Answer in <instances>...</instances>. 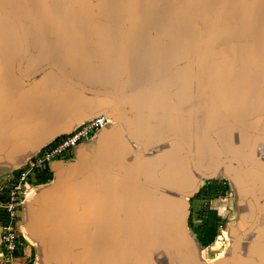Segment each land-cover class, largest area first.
<instances>
[{
    "label": "water",
    "instance_id": "obj_1",
    "mask_svg": "<svg viewBox=\"0 0 264 264\" xmlns=\"http://www.w3.org/2000/svg\"><path fill=\"white\" fill-rule=\"evenodd\" d=\"M100 114L78 157L24 197L42 264H264V0H0V165L19 172ZM220 178L239 213L210 262L186 218ZM155 206L179 224L122 262Z\"/></svg>",
    "mask_w": 264,
    "mask_h": 264
},
{
    "label": "crops",
    "instance_id": "obj_2",
    "mask_svg": "<svg viewBox=\"0 0 264 264\" xmlns=\"http://www.w3.org/2000/svg\"><path fill=\"white\" fill-rule=\"evenodd\" d=\"M259 108L260 107L257 106V109ZM64 135H61L58 138H61ZM261 138L264 140V133L262 134ZM91 141L92 139L86 143L88 144ZM79 150L80 148L77 147L73 151L72 156L64 162L76 159L78 157ZM260 153L262 156H264V145L260 147ZM59 167V162H56L54 163L53 168L49 166L47 170L41 171L34 175V177H32L33 185L31 189H34L37 186H43L48 183H51L54 180L56 171ZM43 173L49 177L44 182L39 181V176ZM17 174L18 170H16L15 173V170L10 171L8 170V168H4L0 165V264H42L40 261L37 246L29 241H25L24 245L20 247V249L15 253L13 257H3V224L6 223L8 220V214L4 208V201L6 199L8 186L11 184V182L15 180ZM192 175H189V177L191 178ZM217 180L225 181V179L221 178ZM206 183H208V181L203 182L200 190L189 199V215L186 218V226L190 230L195 242L198 244L201 250L202 258L212 262L216 259L223 257L224 255H227V253H229L231 249L232 240L229 236V228L230 225L234 223L238 217L239 207L237 205L236 192L231 187L228 181L226 183L229 186V190L224 195L215 198V204L213 203V205H207L206 207V202H202L201 200L195 198V196L201 191L202 187L205 186ZM163 207L160 208L159 206H155L154 210L157 209L158 212L155 215L153 214V216V208H148L146 214L145 211H143V220L146 223H149L148 226H153L154 232L146 234L144 233L143 235L135 236L134 238L136 241L129 237L128 239H126V241L121 242L119 249H117V253L118 251L121 252L119 256H122V262L130 260L129 257L131 255L132 250V253H140L143 252V249H146V246L144 245L143 248H138L137 250H135L136 244H145L147 239L156 240L157 236L161 235V230L158 229V227L174 225L176 228V226L179 224V220L177 219L178 212H173V219L167 218L163 215V209H165V207ZM20 208V220L23 223L24 205H22ZM172 208L174 207H170V209ZM220 225L223 226L221 227ZM175 228L170 229L168 231L170 242L172 241L171 236H174ZM166 232L167 231H163V234Z\"/></svg>",
    "mask_w": 264,
    "mask_h": 264
},
{
    "label": "built area",
    "instance_id": "obj_3",
    "mask_svg": "<svg viewBox=\"0 0 264 264\" xmlns=\"http://www.w3.org/2000/svg\"><path fill=\"white\" fill-rule=\"evenodd\" d=\"M108 122L109 118L104 114L85 121L64 137L52 141L30 157L19 170L15 180L8 186L4 201L8 220L3 224V257H13L25 243L20 230V207L25 195L32 188V177L47 170L54 161H66L77 147L91 140Z\"/></svg>",
    "mask_w": 264,
    "mask_h": 264
},
{
    "label": "trees",
    "instance_id": "obj_4",
    "mask_svg": "<svg viewBox=\"0 0 264 264\" xmlns=\"http://www.w3.org/2000/svg\"><path fill=\"white\" fill-rule=\"evenodd\" d=\"M39 178H40L39 181L44 182L49 177L43 173V174H40ZM225 182L226 181L224 180H220V181L213 180V181L206 183V185L202 187L201 191L195 196V198L198 200H201L202 202H205V199L213 200L217 198L218 196L224 195L229 190V186Z\"/></svg>",
    "mask_w": 264,
    "mask_h": 264
},
{
    "label": "rangeland",
    "instance_id": "obj_5",
    "mask_svg": "<svg viewBox=\"0 0 264 264\" xmlns=\"http://www.w3.org/2000/svg\"><path fill=\"white\" fill-rule=\"evenodd\" d=\"M68 159H69V158H68ZM68 159H67V160H68ZM217 201H218V200H217ZM205 202H208V203H209V204H208V203H205V206H207V205L209 206V205H213V203L215 204L216 201H215V199H213V200H211V201L209 202L208 200L205 199Z\"/></svg>",
    "mask_w": 264,
    "mask_h": 264
},
{
    "label": "flooded vegetation",
    "instance_id": "obj_6",
    "mask_svg": "<svg viewBox=\"0 0 264 264\" xmlns=\"http://www.w3.org/2000/svg\"><path fill=\"white\" fill-rule=\"evenodd\" d=\"M226 183V182H225ZM208 201H211V199L210 200H208ZM206 203H208V202H206ZM207 207V206H206Z\"/></svg>",
    "mask_w": 264,
    "mask_h": 264
}]
</instances>
